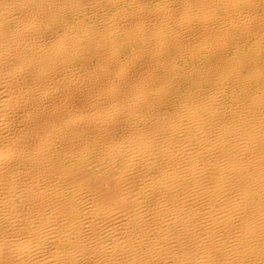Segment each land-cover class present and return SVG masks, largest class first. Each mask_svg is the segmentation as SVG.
Returning a JSON list of instances; mask_svg holds the SVG:
<instances>
[{
    "label": "bare ground",
    "instance_id": "obj_1",
    "mask_svg": "<svg viewBox=\"0 0 264 264\" xmlns=\"http://www.w3.org/2000/svg\"><path fill=\"white\" fill-rule=\"evenodd\" d=\"M0 264H264V0H0Z\"/></svg>",
    "mask_w": 264,
    "mask_h": 264
}]
</instances>
